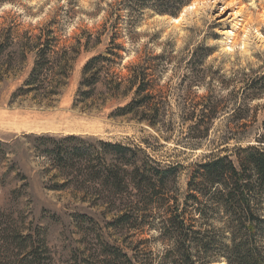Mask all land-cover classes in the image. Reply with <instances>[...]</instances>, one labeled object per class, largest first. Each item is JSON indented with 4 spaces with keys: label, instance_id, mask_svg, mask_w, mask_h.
<instances>
[{
    "label": "trees",
    "instance_id": "16d2710c",
    "mask_svg": "<svg viewBox=\"0 0 264 264\" xmlns=\"http://www.w3.org/2000/svg\"><path fill=\"white\" fill-rule=\"evenodd\" d=\"M137 1L143 10L178 17L194 0ZM110 44L84 66L78 100L94 99L103 84L113 98L131 96L117 108L119 117L132 116L165 142L177 139V145L193 151L214 141L210 154L191 165L181 193L178 180L184 167H162L139 146L75 135L35 137L36 154L49 163V189L71 191L95 212L73 210L61 216L44 210L36 222L30 212L0 209V264H264V118L254 131L264 105L252 106L264 99V74L244 81L228 98L213 91L198 97L191 91L206 79L210 55L195 52L187 62L194 73L187 91L180 92L184 77L175 93L162 84L164 56L127 66L128 77L122 78L115 71L122 66L121 47ZM8 48L0 42V59ZM59 49L48 29L26 41L21 58L30 52L37 60L16 96L60 93L71 59L68 51L54 55ZM174 95L178 117L170 116ZM221 119L225 131L212 139ZM9 148L0 141V164ZM21 191L12 193L14 200L23 197ZM56 226L63 229L61 245L53 247L50 229Z\"/></svg>",
    "mask_w": 264,
    "mask_h": 264
},
{
    "label": "rangeland",
    "instance_id": "374dc122",
    "mask_svg": "<svg viewBox=\"0 0 264 264\" xmlns=\"http://www.w3.org/2000/svg\"><path fill=\"white\" fill-rule=\"evenodd\" d=\"M141 5L143 2L137 0H0V42L9 45L0 59V141L10 147L7 159L0 164V209L30 212L36 222L44 210L61 216L73 210L95 212L88 203L74 198L71 191L49 189V163L36 154L33 146V139L42 135H75L139 146L162 167H184L178 187L185 193L191 165L205 160L214 141H207L198 151L177 145V139L165 142L132 116L119 117L117 108L129 103L131 96L119 94L113 98L103 84L94 99L81 102L77 92L84 66L91 58L105 54L111 42L121 47L122 66L115 71L122 78L128 77L127 66L162 55L166 59L162 84L177 93L183 78L194 74L187 68L189 58L195 52L208 53L206 79L191 92L205 97L213 91L228 98L243 88L244 81L264 74V0H194L178 17L143 10ZM193 5V10H187ZM175 19L180 21L176 23ZM43 29L52 32L62 48L54 55L68 51L71 66L67 84L50 98L34 93L16 96L37 60L36 53L30 52L21 58L22 47ZM188 78L180 87L181 93L187 91ZM176 101L174 95L170 116L180 115ZM256 105H264V99L252 106ZM263 118L261 110L254 131ZM224 125L223 119L217 121L212 139L225 131ZM26 183L29 188L23 189ZM15 190H22L23 197L18 201L12 196ZM50 230L52 246L61 245L62 227ZM214 264L227 263L222 260Z\"/></svg>",
    "mask_w": 264,
    "mask_h": 264
},
{
    "label": "bare ground",
    "instance_id": "6f19581e",
    "mask_svg": "<svg viewBox=\"0 0 264 264\" xmlns=\"http://www.w3.org/2000/svg\"><path fill=\"white\" fill-rule=\"evenodd\" d=\"M196 2H197V0H196ZM189 9L193 10L194 9V5L187 8V10H189ZM179 21H180V19H175L174 20V22H176V23L179 22Z\"/></svg>",
    "mask_w": 264,
    "mask_h": 264
}]
</instances>
